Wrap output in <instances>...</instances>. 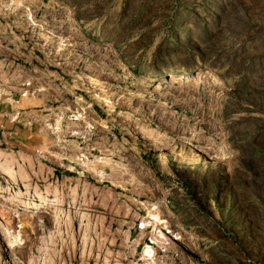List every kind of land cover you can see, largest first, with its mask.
Wrapping results in <instances>:
<instances>
[{
  "label": "rangeland",
  "instance_id": "1",
  "mask_svg": "<svg viewBox=\"0 0 264 264\" xmlns=\"http://www.w3.org/2000/svg\"><path fill=\"white\" fill-rule=\"evenodd\" d=\"M0 264H264V0H0Z\"/></svg>",
  "mask_w": 264,
  "mask_h": 264
},
{
  "label": "bare ground",
  "instance_id": "2",
  "mask_svg": "<svg viewBox=\"0 0 264 264\" xmlns=\"http://www.w3.org/2000/svg\"><path fill=\"white\" fill-rule=\"evenodd\" d=\"M198 81H199V79L196 81V83H197ZM180 82H181V81L172 78V83H174V84H179Z\"/></svg>",
  "mask_w": 264,
  "mask_h": 264
},
{
  "label": "built area",
  "instance_id": "3",
  "mask_svg": "<svg viewBox=\"0 0 264 264\" xmlns=\"http://www.w3.org/2000/svg\"><path fill=\"white\" fill-rule=\"evenodd\" d=\"M24 95H26V94H24Z\"/></svg>",
  "mask_w": 264,
  "mask_h": 264
}]
</instances>
